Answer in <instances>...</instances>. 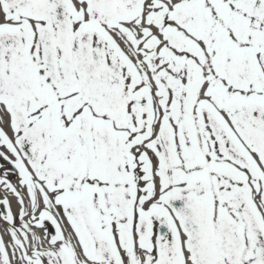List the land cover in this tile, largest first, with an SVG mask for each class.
I'll list each match as a JSON object with an SVG mask.
<instances>
[{"label":"snow or ice","instance_id":"obj_1","mask_svg":"<svg viewBox=\"0 0 264 264\" xmlns=\"http://www.w3.org/2000/svg\"><path fill=\"white\" fill-rule=\"evenodd\" d=\"M0 162V264H264V0H0Z\"/></svg>","mask_w":264,"mask_h":264},{"label":"bare ground","instance_id":"obj_2","mask_svg":"<svg viewBox=\"0 0 264 264\" xmlns=\"http://www.w3.org/2000/svg\"><path fill=\"white\" fill-rule=\"evenodd\" d=\"M13 182H15V177L14 178H10ZM3 195V191L2 190H0V196H2ZM9 199L10 200H12V198L11 197H9ZM12 207H13V211H15V201L14 200H12Z\"/></svg>","mask_w":264,"mask_h":264},{"label":"rangeland","instance_id":"obj_3","mask_svg":"<svg viewBox=\"0 0 264 264\" xmlns=\"http://www.w3.org/2000/svg\"><path fill=\"white\" fill-rule=\"evenodd\" d=\"M10 178H14V176H10Z\"/></svg>","mask_w":264,"mask_h":264},{"label":"water","instance_id":"obj_4","mask_svg":"<svg viewBox=\"0 0 264 264\" xmlns=\"http://www.w3.org/2000/svg\"><path fill=\"white\" fill-rule=\"evenodd\" d=\"M0 163H2V162H0ZM0 208H2V206H0Z\"/></svg>","mask_w":264,"mask_h":264}]
</instances>
